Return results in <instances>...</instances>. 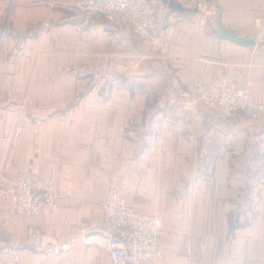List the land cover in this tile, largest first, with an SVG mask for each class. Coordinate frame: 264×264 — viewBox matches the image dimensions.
Listing matches in <instances>:
<instances>
[{
    "label": "crops",
    "instance_id": "1",
    "mask_svg": "<svg viewBox=\"0 0 264 264\" xmlns=\"http://www.w3.org/2000/svg\"><path fill=\"white\" fill-rule=\"evenodd\" d=\"M68 1L13 0L0 22V171L51 177L62 204L23 219L0 204V264H81L82 251L87 264H104L96 246L74 242L98 237L110 187L160 216V264H264V120L231 127L184 100L195 80L221 75L264 87L255 41L264 0H207L218 16L206 26L190 17L202 0H174L185 13L158 1L176 70L124 29L84 21ZM154 116L162 129L139 132ZM33 232L42 246L73 238L70 256L28 246Z\"/></svg>",
    "mask_w": 264,
    "mask_h": 264
},
{
    "label": "built area",
    "instance_id": "2",
    "mask_svg": "<svg viewBox=\"0 0 264 264\" xmlns=\"http://www.w3.org/2000/svg\"><path fill=\"white\" fill-rule=\"evenodd\" d=\"M68 5L75 8L86 22L107 23L136 34L152 46L156 54L168 49V43L159 34L153 0H70ZM196 9L198 14L207 12L206 18L200 16L202 26L215 19L218 13L216 4L207 0L199 2ZM139 15L143 18L139 19ZM5 16V7L0 3V22ZM255 25L258 28L255 41L264 45V17L257 19ZM46 26L49 23H45L44 28ZM3 37L2 34L0 50L4 44ZM173 66H177V62ZM197 93L209 113L229 124L239 125L264 118V105L255 103L248 89L237 88L225 79L202 85ZM7 194L14 195L16 212L21 217H39L45 211L57 210L60 205V195L52 178L32 172L20 175L10 191H0L3 197ZM101 210L106 227L100 231L105 236L97 246L109 255L113 264H160L164 255L160 240L163 225L158 214L137 212L126 204L124 191L114 187L107 193ZM16 260H19L18 256ZM193 264L198 263L193 261Z\"/></svg>",
    "mask_w": 264,
    "mask_h": 264
},
{
    "label": "rangeland",
    "instance_id": "3",
    "mask_svg": "<svg viewBox=\"0 0 264 264\" xmlns=\"http://www.w3.org/2000/svg\"><path fill=\"white\" fill-rule=\"evenodd\" d=\"M153 1H155V5H156V15H157V20L159 21V18H158V8H157V3H159L158 1H156V0H153ZM69 2V1H68ZM0 3L5 7V11H6V16H7V18H9L8 16H9V11H10V6H12V4H13V0H6V1H4V0H0ZM68 4V3H67ZM199 4V3H198ZM197 4V5H198ZM196 5V6H197ZM199 16H201V17H204V16H206L207 15V12H204V11H201L199 14H198ZM198 15H197V13H195L194 15H192V16H190V17H192V19L194 18V19H196V23H199V24H201L200 22H198L199 21V19H198ZM5 16V17H6ZM217 16H218V13L215 15V17L217 18ZM200 17V18H201ZM204 19V18H203ZM48 21H46L45 23H47ZM88 22H90V21H88ZM44 23V24H45ZM207 24H204V26H206ZM109 26H111V25H109ZM47 28L49 27V26H46ZM111 27H113L114 28V26H111ZM47 28H44V31H46V29ZM115 28H121V27H115ZM121 29H124V28H121ZM125 31H126V29H124ZM43 31V32H44ZM127 32V31H126ZM258 32V31H257ZM129 33V32H128ZM130 34H132V35H134L135 37H137L138 38V40H140L139 42L143 45V46H145V47H147L148 49H149V51H150V53L155 57V58H159V59H162L163 61H165L166 63H167V66H168V68L170 69V70H176V69H178L179 67H180V65H181V61L179 60V59H176L175 57H174V55H173V53H172V49H171V44H170V41H169V39L167 38V37H165L164 35H163V31H162V29H161V24H160V22H159V34H160V36L164 39V41L165 42H167L168 43V49L167 50H163V51H160V52H157V54L156 53H154V50H153V47L152 46H150L149 44H146V43H144L136 34H134V33H131L130 32ZM257 35V34H256ZM255 35V36H256ZM2 36V35H1ZM257 37V36H256ZM4 38V40H5V37H3ZM2 50V49H1ZM258 50H260L261 51V53H263V56H264V45L263 44H261V43H259L258 44ZM1 52V51H0ZM1 53H3V51L1 52ZM173 60H176V62L178 63V66H173L174 65V62H173ZM55 61H53V63H54ZM175 62V63H176ZM259 78H263V76L262 77H259ZM221 79H225V81L227 82V83H231V84H233V85H235L237 88H240L236 83H234V82H231V81H229L224 75H221V76H219V77H217L214 81H212V82H203V81H201V80H195L194 81V84H193V86L191 87V89H190V91H189V96H187L186 98H184V100H186V104L189 106V109H191V110H194L195 108H197V107H201L202 108V110H205V111H208L207 110V107L205 106V104H204V101L202 102V100H201V98H200V96L198 95V93H197V90L202 86V85H210V84H212V83H214V82H217V81H219V80H221ZM259 80V79H258ZM257 80V81H258ZM263 81H264V79H262ZM256 81V82H257ZM260 83H262L261 81H260ZM254 86L252 85H250V84H247L245 87H242V88H240V89H248L249 90V92L251 93V96H252V100L253 101H255V103H258V104H263L264 105V87H259L258 88V90H256V91H253L254 89ZM103 94L105 95L106 94V91H104L103 92ZM23 103H25V101L23 100L22 101ZM23 108V105H21V109ZM20 109V110H21ZM209 112V111H208ZM216 118V117H215ZM217 120H221V121H223V122H225L228 126H231V127H236V126H241V125H246V124H256V123H259V122H262L263 120H264V118L262 119V120H258V121H249V122H246V123H244V124H236V123H230L229 124V122L227 123L225 120H223V119H217ZM149 123H148V125H138L136 128L138 129V131L139 132H143V131H149V132H151V133H157V132H159L161 129H162V127H163V124H162V122L160 121V120H156L155 119V116L151 119V121H148ZM147 127V128H146ZM133 128V127H132ZM134 131V130H133ZM7 158H10V155H9V157H7ZM1 173H0V191H10L11 190V188H13L14 187V185H16V183H17V181H18V179H19V177H20V175H19V177L17 176L16 178H13V179H11L9 176H8V174L7 173H3V171H0ZM30 172V171H29ZM24 173H27V172H24ZM23 173V174H24ZM31 173V172H30ZM32 173H36V174H38V175H43V174H39V172H32ZM44 173H46V172H44ZM22 175V174H21ZM7 176V177H6ZM43 176H47V175H43ZM111 188H113V187H110V188H108V190H107V192H106V194L104 195V198H103V201H104V199H105V197H106V195H107V193L109 192V190L111 189ZM114 188H117V187H114ZM118 189H120V190H123V189H121V188H118ZM102 201V202H103ZM10 204L11 205V207H12V209L14 210V212L16 213V215L19 217V218H21V219H23V218H27V217H32V216H19L18 215V213L16 212V204H15V201H14V195H12V194H7V195H5V197H3V196H1L0 195V204ZM59 204H60V202H59ZM101 205H102V203H101ZM61 206H62V204H60L59 205V208L57 209V210H54V211H45L41 216H39V218H41V217H43L44 216V214L45 213H47V212H56V211H58V210H60L61 209ZM135 210V209H134ZM138 212V211H137ZM150 215V214H149ZM36 218H38V216H35ZM101 223H102V227L104 228V227H106V225H105V222H104V218H103V214H102V220H101ZM94 229V228H93ZM56 233V232H55ZM56 234H58V233H56ZM35 235H37V237H35ZM42 235V234H41ZM43 236V235H42ZM104 236L105 235H101V232H99V235H98V237H79L78 238V241H75L74 243H76V247L77 246H79L78 244H82V243H86V244H91V245H94V246H96L97 247V249L99 250V251H101V252H103L102 250H100V248L97 246V243L98 242H100L103 238H104ZM81 239H83V241L81 240ZM31 240H32V242H31ZM38 240H39V235H38V232H33V235H32V237H31V239L29 240V243H28V246L30 245L31 247H34V248H36V246L38 247V250L41 252V253H47V252H51L52 254H58V255H68V256H70V251L68 250V251H64L65 249H68V246L69 245H71L72 243H73V238H70V241L71 242H66V243H63L61 240H60V238L59 239H55L54 237H53V239H52V241L50 242V243H48V244H46V245H44V246H42V243L43 242H41L40 244L41 245H36L35 243H38ZM42 240V239H41ZM81 240V241H80ZM91 241V242H90ZM34 242V243H33ZM88 242H90V243H88ZM73 246V245H72ZM105 253V252H104ZM106 255H107V253H105L104 254V264H111V263H109L108 261H107V257H106ZM74 256H77L76 257V260H80V263L81 264H87L88 263V258H87V254L84 252V251H82V252H80V253H75L74 254ZM109 257V256H108ZM89 259H91V258H89ZM113 264V263H112Z\"/></svg>",
    "mask_w": 264,
    "mask_h": 264
},
{
    "label": "water",
    "instance_id": "4",
    "mask_svg": "<svg viewBox=\"0 0 264 264\" xmlns=\"http://www.w3.org/2000/svg\"><path fill=\"white\" fill-rule=\"evenodd\" d=\"M156 1H159L163 6L167 7L173 13H185V12L191 11V9L184 7L182 4L174 0H156ZM195 12H197V9H195ZM237 42L242 43V44L254 45L253 41H251L250 43H247V42L238 40Z\"/></svg>",
    "mask_w": 264,
    "mask_h": 264
},
{
    "label": "bare ground",
    "instance_id": "5",
    "mask_svg": "<svg viewBox=\"0 0 264 264\" xmlns=\"http://www.w3.org/2000/svg\"><path fill=\"white\" fill-rule=\"evenodd\" d=\"M143 18V16L142 15H139V19H142ZM146 25H149V23H147ZM142 26H144L145 27V24H143L142 23ZM258 29V28H257ZM35 237H37V235H35ZM40 242V238H39V240H38V243Z\"/></svg>",
    "mask_w": 264,
    "mask_h": 264
}]
</instances>
